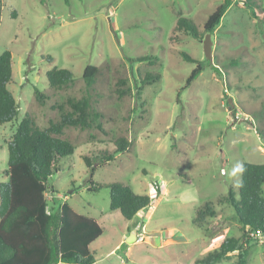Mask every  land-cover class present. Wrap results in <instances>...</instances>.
Wrapping results in <instances>:
<instances>
[{"label": "rangeland", "instance_id": "1", "mask_svg": "<svg viewBox=\"0 0 264 264\" xmlns=\"http://www.w3.org/2000/svg\"><path fill=\"white\" fill-rule=\"evenodd\" d=\"M223 1L5 0L0 55L12 53L9 89L20 109L12 122L0 123V184L8 181L9 142L27 114L45 129L72 111L69 99L88 98L92 125L67 126L58 135L75 152L60 159L48 180L56 192L46 197L50 212L67 201L98 218L103 234L90 248L102 264H201L224 238L243 235L222 199L231 187L239 191L241 174L230 175L237 163L264 164V0H231L211 34L210 60L204 24ZM179 11L204 31L201 40L174 30ZM142 55L150 59L135 60ZM198 63L202 72L181 90ZM88 65L99 68L90 87L83 77ZM55 66L70 69L74 81L51 87L47 72ZM152 72L159 80L142 84ZM119 137L132 142L128 152H115ZM106 150L115 160L99 165ZM84 156L95 162L93 175ZM92 180L129 184L152 205L127 220L111 210L108 187L89 189ZM208 201L217 216L198 227L196 211ZM135 228L143 237L128 242ZM248 248V264H264V240L251 239ZM237 253L215 264H235Z\"/></svg>", "mask_w": 264, "mask_h": 264}, {"label": "trees", "instance_id": "2", "mask_svg": "<svg viewBox=\"0 0 264 264\" xmlns=\"http://www.w3.org/2000/svg\"><path fill=\"white\" fill-rule=\"evenodd\" d=\"M231 0H224L212 11L204 24L206 33H213L219 25ZM5 0H0L1 10ZM175 25V31H185L196 40L203 38L204 31L186 17L181 11ZM16 17L17 12L13 11ZM184 60L197 62L185 52H181ZM149 56H138L136 61L149 60ZM203 70L201 63L191 71L181 90L189 87ZM99 68L88 65L84 70L87 86H93ZM158 73H147L142 84L159 80ZM51 87L61 89L74 81V73L67 68L53 67L47 72ZM13 82L12 53L5 50L0 55V123L12 122L19 114V104L9 89ZM123 83H126L124 80ZM121 95L129 92L120 89ZM40 101L44 95L35 90ZM141 94V89L138 90ZM72 111L62 114L61 119L51 122L42 129L35 119L27 114L17 126V130L9 142L8 168L5 174L8 181L0 184V264H100L96 261L91 244L103 234L99 220L77 212L67 201L61 203L54 212L48 209L46 194L56 190L49 185V178L60 170L59 162L64 156L75 152V145L68 139L58 136L67 126L89 128L92 125L88 98L69 99ZM115 152H128L132 142L125 137L115 140ZM101 164L115 160L114 153L103 151ZM84 160L93 175L96 165L92 158L84 156ZM241 175L242 186L236 192L232 187L224 203L229 204L236 219L242 224L244 232L241 238H224L220 245L197 260L201 264H215L230 258L232 252L238 251L235 264H248V244L254 237L252 232L264 233V164L244 162ZM91 175V176H92ZM103 187L110 189V208L119 210L127 220H132L141 210L152 205V198L147 194H139L129 184L111 182L96 183L93 180L90 190ZM160 193V188H157ZM217 211L212 201L206 202L196 211L194 224L198 227L208 225L209 218H216ZM264 256V248H263Z\"/></svg>", "mask_w": 264, "mask_h": 264}, {"label": "water", "instance_id": "3", "mask_svg": "<svg viewBox=\"0 0 264 264\" xmlns=\"http://www.w3.org/2000/svg\"><path fill=\"white\" fill-rule=\"evenodd\" d=\"M203 45H204V52L205 55L208 59L212 60V45H213V41H212V35L211 33H207L205 35V38L203 40ZM229 105H232V99L230 98L228 101ZM137 238V229H133V231L131 232V234L129 235V237H127V241L130 242L134 239Z\"/></svg>", "mask_w": 264, "mask_h": 264}, {"label": "clouds", "instance_id": "4", "mask_svg": "<svg viewBox=\"0 0 264 264\" xmlns=\"http://www.w3.org/2000/svg\"><path fill=\"white\" fill-rule=\"evenodd\" d=\"M244 166L243 164L237 163L235 167L233 168L232 172L230 173L231 176H236L237 174H243L244 172ZM242 186V181H238L237 187Z\"/></svg>", "mask_w": 264, "mask_h": 264}, {"label": "built area", "instance_id": "5", "mask_svg": "<svg viewBox=\"0 0 264 264\" xmlns=\"http://www.w3.org/2000/svg\"><path fill=\"white\" fill-rule=\"evenodd\" d=\"M251 236L254 238H259L264 240V233L261 231L252 232Z\"/></svg>", "mask_w": 264, "mask_h": 264}, {"label": "crops", "instance_id": "6", "mask_svg": "<svg viewBox=\"0 0 264 264\" xmlns=\"http://www.w3.org/2000/svg\"><path fill=\"white\" fill-rule=\"evenodd\" d=\"M82 214V213H81ZM86 215V214H85ZM87 216H90V215H87ZM90 217H94V216H90ZM94 218H97V217H94ZM98 219V218H97ZM144 226V225H143ZM135 229H137V238H136V241H139V237H143V235L142 236H140L139 234L141 233V229L140 228H135ZM96 261L98 262V263H100V264H102L101 263V260L100 259H97L96 258Z\"/></svg>", "mask_w": 264, "mask_h": 264}]
</instances>
